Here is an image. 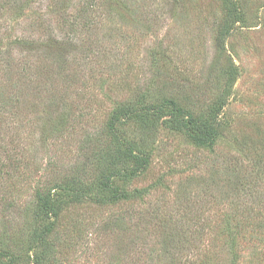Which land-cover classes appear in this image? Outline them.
<instances>
[{"label": "rangeland", "instance_id": "obj_1", "mask_svg": "<svg viewBox=\"0 0 264 264\" xmlns=\"http://www.w3.org/2000/svg\"><path fill=\"white\" fill-rule=\"evenodd\" d=\"M236 1L229 33L224 0H0V98L19 102L0 112V242L16 263L54 223L41 264H264V0ZM170 99L194 114L225 103L213 149L170 109L142 111ZM121 107L146 118L111 131ZM126 146L147 169L103 187Z\"/></svg>", "mask_w": 264, "mask_h": 264}, {"label": "trees", "instance_id": "obj_2", "mask_svg": "<svg viewBox=\"0 0 264 264\" xmlns=\"http://www.w3.org/2000/svg\"><path fill=\"white\" fill-rule=\"evenodd\" d=\"M178 1V0H177ZM225 6L223 9L224 13V20L225 24L221 26V28L224 31H227L229 33L233 32L236 29L237 24L242 23L244 21V12L240 8V4L236 0H224ZM134 5V4H133ZM132 5V6H133ZM96 6V3L94 4H88L87 6H83L76 19H81L82 17L87 18L88 12L90 10H93ZM81 23H76L75 26L78 27V25ZM91 23L88 21V23L85 25L86 28L90 29ZM72 26H74L72 24ZM74 26V27H75ZM226 42V37L224 38ZM217 41L219 45H224V40L221 41V38H217ZM76 40H70L67 39L62 41L61 44L65 46H70L72 44H75ZM70 48V47H68ZM65 54V53H64ZM64 56V55H63ZM65 60L68 58L65 57ZM63 58V61H64ZM220 99V97H219ZM19 103L17 100H15L13 97H5L1 96L0 98V112L2 110H5L6 107H8L9 104L10 108L17 107L16 105H13ZM222 103V102H221ZM221 103L215 105L214 109H210L206 114H194L189 110H186L182 107H180L175 100H165L158 108H153L152 106H145L146 108H143L142 111L145 113L152 112L153 115H161L164 113L165 109H170L172 111V119L167 120V123L171 125V127L177 131H183L187 137L198 147L203 149H213L216 146V143L220 136V128L221 124L219 121L220 116V107ZM225 105V103H222V107ZM3 113V112H2ZM112 120L110 123V129L111 131H114V127L117 123L124 122L132 120L134 118H140L141 120H144L146 117L139 111L135 110V108L130 107H121L118 110L115 111V113H112ZM178 117H183V121L179 122L177 120ZM196 130V131H195ZM198 133V134H197ZM88 143V142H86ZM90 143V142H89ZM85 144V143H84ZM82 149H86V146H83ZM138 150L132 146H126L125 151H117L115 155H111L110 152L107 154L108 156L105 158V164L104 166V172H107V175L104 177V180L102 181L103 187L107 188H113L112 181L119 179L120 177H127V178H135L139 177L146 169L147 165L149 163V158L143 156L140 152H137ZM136 163L138 166H136V169L132 172L126 171V166L130 162ZM2 174V171H0V175ZM109 188V189H110ZM67 190L69 189L72 192H75V190L71 187H65L60 188V190ZM110 189V190H111ZM52 199L47 200L40 196V200L43 202L44 209H49V215L54 216V213L56 212L57 205H58V197L59 194L57 193L59 189L57 187H54L52 190ZM139 196V193H137ZM136 194V195H137ZM80 197L83 196L82 193L78 194ZM129 196L126 194H122L120 192H115L111 203H119L123 200H128ZM55 224H51L50 227L46 228L45 231L40 235L39 238L35 237L33 239V243L31 247L29 248V257L32 262V264H41L44 255H47L46 252L48 249L50 250V239L55 235ZM7 245H4V243L0 242V260L3 258H6L8 260V264H18V259L15 258L13 254H11V251H7L6 248ZM165 248L168 250V243L165 246ZM170 252V251H169ZM33 255V259L31 258ZM28 259V258H27ZM28 259V261H30Z\"/></svg>", "mask_w": 264, "mask_h": 264}]
</instances>
